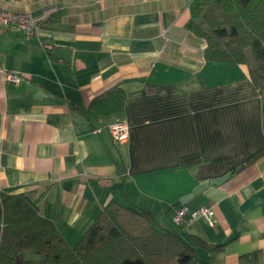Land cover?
Masks as SVG:
<instances>
[{
    "label": "crops",
    "instance_id": "1",
    "mask_svg": "<svg viewBox=\"0 0 264 264\" xmlns=\"http://www.w3.org/2000/svg\"><path fill=\"white\" fill-rule=\"evenodd\" d=\"M192 1L0 0L44 19L38 38L0 28V63L25 77L0 84V194L24 195L71 245L117 201L203 239L207 264H264L263 99L246 64L206 60ZM116 89L122 110L102 113ZM229 171L186 204L213 207L215 227L174 222L183 196Z\"/></svg>",
    "mask_w": 264,
    "mask_h": 264
},
{
    "label": "trees",
    "instance_id": "2",
    "mask_svg": "<svg viewBox=\"0 0 264 264\" xmlns=\"http://www.w3.org/2000/svg\"><path fill=\"white\" fill-rule=\"evenodd\" d=\"M190 15V28L207 41V61L249 67L264 112V0H193ZM125 97L122 89L110 92L100 111H121ZM210 246L196 235L159 226L151 211L117 201L71 245L24 195L0 194V264H207L198 251Z\"/></svg>",
    "mask_w": 264,
    "mask_h": 264
},
{
    "label": "built area",
    "instance_id": "3",
    "mask_svg": "<svg viewBox=\"0 0 264 264\" xmlns=\"http://www.w3.org/2000/svg\"><path fill=\"white\" fill-rule=\"evenodd\" d=\"M27 1V0H12ZM44 26V19L33 15L30 11H13L0 6V28L5 27L10 30L22 31L28 39L38 38ZM25 80L22 73L10 70L0 63V84L18 85ZM113 138L121 143H127L130 138L129 124L122 121H115L109 126ZM189 220L205 218L208 223L215 227V210L211 206H202L195 210H190L187 205H182L176 209L173 220L176 224H181L186 216Z\"/></svg>",
    "mask_w": 264,
    "mask_h": 264
},
{
    "label": "water",
    "instance_id": "4",
    "mask_svg": "<svg viewBox=\"0 0 264 264\" xmlns=\"http://www.w3.org/2000/svg\"><path fill=\"white\" fill-rule=\"evenodd\" d=\"M71 54H72V50L70 48L67 47H63V46H56L53 51H52V55L56 58H63L66 61H69L71 59ZM241 167H237L235 170H239ZM234 174V171H229L228 173H226L225 175L221 176V177H217V178H213L209 181L203 182L198 184L191 193L183 196L181 198V203L182 205H186L188 202H190L196 195L201 194L209 185L214 184V185H221L224 182H226L227 180H229Z\"/></svg>",
    "mask_w": 264,
    "mask_h": 264
}]
</instances>
